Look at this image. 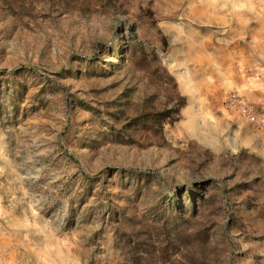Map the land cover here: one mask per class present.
I'll return each mask as SVG.
<instances>
[{
  "label": "rangeland",
  "instance_id": "rangeland-1",
  "mask_svg": "<svg viewBox=\"0 0 264 264\" xmlns=\"http://www.w3.org/2000/svg\"><path fill=\"white\" fill-rule=\"evenodd\" d=\"M233 93L264 118V0H0V264H264Z\"/></svg>",
  "mask_w": 264,
  "mask_h": 264
},
{
  "label": "built area",
  "instance_id": "built-area-1",
  "mask_svg": "<svg viewBox=\"0 0 264 264\" xmlns=\"http://www.w3.org/2000/svg\"><path fill=\"white\" fill-rule=\"evenodd\" d=\"M226 104L227 109L238 110L240 113L248 117L252 123L264 125V118L259 119V117L254 116L251 113V106L248 105L246 99L239 94L233 93L232 95H229Z\"/></svg>",
  "mask_w": 264,
  "mask_h": 264
},
{
  "label": "trees",
  "instance_id": "trees-1",
  "mask_svg": "<svg viewBox=\"0 0 264 264\" xmlns=\"http://www.w3.org/2000/svg\"><path fill=\"white\" fill-rule=\"evenodd\" d=\"M179 97H180V100L182 101L183 100V97L180 96V95H179ZM173 113H175V115L178 116L179 111L178 110L177 111H173L171 109L163 110V111L155 114L154 118L160 124H163L166 121H169L171 123H174L175 122V119H172Z\"/></svg>",
  "mask_w": 264,
  "mask_h": 264
},
{
  "label": "crops",
  "instance_id": "crops-1",
  "mask_svg": "<svg viewBox=\"0 0 264 264\" xmlns=\"http://www.w3.org/2000/svg\"><path fill=\"white\" fill-rule=\"evenodd\" d=\"M257 149H258V147H257ZM257 149H256V150H257Z\"/></svg>",
  "mask_w": 264,
  "mask_h": 264
}]
</instances>
